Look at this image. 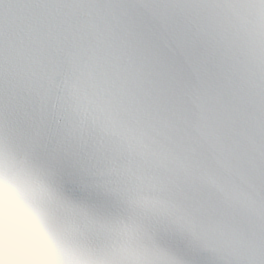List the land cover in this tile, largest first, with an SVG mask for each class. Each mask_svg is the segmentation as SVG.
<instances>
[{"label":"snow or ice","instance_id":"1","mask_svg":"<svg viewBox=\"0 0 264 264\" xmlns=\"http://www.w3.org/2000/svg\"><path fill=\"white\" fill-rule=\"evenodd\" d=\"M5 198L39 264H264V0H0Z\"/></svg>","mask_w":264,"mask_h":264},{"label":"clouds","instance_id":"2","mask_svg":"<svg viewBox=\"0 0 264 264\" xmlns=\"http://www.w3.org/2000/svg\"><path fill=\"white\" fill-rule=\"evenodd\" d=\"M43 239L29 219L5 199H0V245L17 257L19 264H39Z\"/></svg>","mask_w":264,"mask_h":264}]
</instances>
